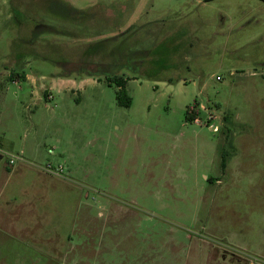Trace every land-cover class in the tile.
<instances>
[{
	"label": "rangeland",
	"instance_id": "obj_1",
	"mask_svg": "<svg viewBox=\"0 0 264 264\" xmlns=\"http://www.w3.org/2000/svg\"><path fill=\"white\" fill-rule=\"evenodd\" d=\"M48 2L0 0V264H264V2Z\"/></svg>",
	"mask_w": 264,
	"mask_h": 264
},
{
	"label": "trees",
	"instance_id": "obj_2",
	"mask_svg": "<svg viewBox=\"0 0 264 264\" xmlns=\"http://www.w3.org/2000/svg\"><path fill=\"white\" fill-rule=\"evenodd\" d=\"M48 2V0H45ZM204 1H211V0H204ZM264 2V0H261ZM50 2V0H49ZM48 2V4H49ZM46 5V4H45ZM103 43V42H102ZM101 45V42L99 43H95L94 44V49L96 48H99ZM91 49V47H90ZM11 79H14V76L12 75L11 76ZM107 82L108 83H115V85L117 86V89L115 91V97H116V100H117V103L121 106H125V107H128L130 106L131 104V97L129 96L127 90H126V82H127V79L124 78L123 76H117V75H114V76H108L107 77ZM199 113V110L197 109V105L194 104V105H189L187 106L186 108V111H185V119L186 120H194L195 118H197V115Z\"/></svg>",
	"mask_w": 264,
	"mask_h": 264
},
{
	"label": "built area",
	"instance_id": "obj_3",
	"mask_svg": "<svg viewBox=\"0 0 264 264\" xmlns=\"http://www.w3.org/2000/svg\"><path fill=\"white\" fill-rule=\"evenodd\" d=\"M194 121L198 123L199 119L198 118H195ZM210 126L212 127L213 125H210ZM214 130L216 131L217 128L214 127ZM9 162L12 163L13 162V159H10ZM61 171H62V168L61 167L55 170L56 173H60Z\"/></svg>",
	"mask_w": 264,
	"mask_h": 264
}]
</instances>
